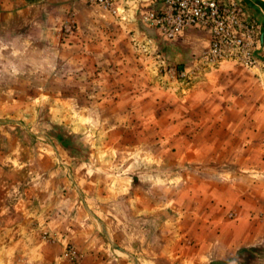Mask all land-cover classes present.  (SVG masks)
Returning <instances> with one entry per match:
<instances>
[{
	"label": "rangeland",
	"instance_id": "rangeland-1",
	"mask_svg": "<svg viewBox=\"0 0 264 264\" xmlns=\"http://www.w3.org/2000/svg\"><path fill=\"white\" fill-rule=\"evenodd\" d=\"M112 1L0 0V264H264V56Z\"/></svg>",
	"mask_w": 264,
	"mask_h": 264
},
{
	"label": "built area",
	"instance_id": "built-area-1",
	"mask_svg": "<svg viewBox=\"0 0 264 264\" xmlns=\"http://www.w3.org/2000/svg\"><path fill=\"white\" fill-rule=\"evenodd\" d=\"M113 7L112 0H90ZM162 11H149L145 18L168 38L191 26H204L211 34L205 58L211 64L234 60L256 67L264 56V35L259 22L251 20L238 0H154Z\"/></svg>",
	"mask_w": 264,
	"mask_h": 264
},
{
	"label": "crops",
	"instance_id": "crops-1",
	"mask_svg": "<svg viewBox=\"0 0 264 264\" xmlns=\"http://www.w3.org/2000/svg\"><path fill=\"white\" fill-rule=\"evenodd\" d=\"M241 1L245 6L246 14L260 22V25L262 26V33L264 35V0Z\"/></svg>",
	"mask_w": 264,
	"mask_h": 264
}]
</instances>
